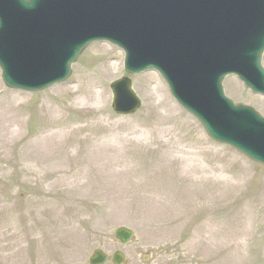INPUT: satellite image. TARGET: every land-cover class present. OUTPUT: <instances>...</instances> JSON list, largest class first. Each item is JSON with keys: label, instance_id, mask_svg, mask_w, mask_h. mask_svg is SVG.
Wrapping results in <instances>:
<instances>
[{"label": "rangeland", "instance_id": "1", "mask_svg": "<svg viewBox=\"0 0 264 264\" xmlns=\"http://www.w3.org/2000/svg\"><path fill=\"white\" fill-rule=\"evenodd\" d=\"M124 52L89 46L65 83L6 87L0 69V264H89L97 249L125 264H264V166L214 142L154 72L124 70ZM264 65V58H263ZM132 81L143 106L112 109ZM225 90L264 115L236 77ZM126 227L127 246L115 239Z\"/></svg>", "mask_w": 264, "mask_h": 264}, {"label": "water", "instance_id": "2", "mask_svg": "<svg viewBox=\"0 0 264 264\" xmlns=\"http://www.w3.org/2000/svg\"><path fill=\"white\" fill-rule=\"evenodd\" d=\"M101 39L127 51L130 73L161 72L214 140L264 165V118L226 98L222 86L236 74L264 94V0H0V66L9 88L36 92L66 80ZM113 90L117 113L140 107L129 80ZM115 237L128 244L133 232L121 228ZM106 259L96 251L90 263Z\"/></svg>", "mask_w": 264, "mask_h": 264}, {"label": "bare ground", "instance_id": "3", "mask_svg": "<svg viewBox=\"0 0 264 264\" xmlns=\"http://www.w3.org/2000/svg\"><path fill=\"white\" fill-rule=\"evenodd\" d=\"M0 105H1V102H0Z\"/></svg>", "mask_w": 264, "mask_h": 264}]
</instances>
